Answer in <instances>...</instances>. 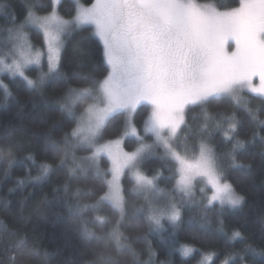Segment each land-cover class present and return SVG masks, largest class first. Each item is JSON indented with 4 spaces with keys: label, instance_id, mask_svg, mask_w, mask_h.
I'll return each instance as SVG.
<instances>
[{
    "label": "snow or ice",
    "instance_id": "obj_1",
    "mask_svg": "<svg viewBox=\"0 0 264 264\" xmlns=\"http://www.w3.org/2000/svg\"><path fill=\"white\" fill-rule=\"evenodd\" d=\"M60 6L61 0H49L46 8L27 7L23 19L14 13L8 17L9 24L4 30L11 47L4 59H0V74L8 75L10 79L21 77L32 89L44 87L46 83L64 87L58 111L67 121L75 120L76 124L60 141L59 166L64 165L67 156L64 149L70 142L69 137L78 139V144L73 147V158L79 145H86L88 151L76 161L75 167L68 168V176L76 177L79 184L98 183L99 191L91 203L81 202V187H77L71 197L67 185L63 190L53 188L52 193L55 200L63 191L65 198L61 202L77 217L105 203L114 210L116 220L110 226L106 218L96 216L104 226L107 225L106 237L111 241V247L105 244L107 256L97 253L98 264H121L119 257L125 252L135 254L131 245L139 238L125 235V232L142 226H147L150 232L170 231V236L163 239L175 247V233L183 223L181 207L174 199L167 202L156 199L162 192L158 181L163 172L148 175L140 170V160L152 148L151 144L142 143L134 152H127L120 148L118 140L97 142L109 118L121 112L128 113L129 130L124 135L131 134L139 139L133 121L142 103L151 106V115L144 121L145 134H152L178 163L174 190L189 197L194 191V181L200 178L211 190L204 202L205 208L243 206L245 197L238 195L225 177L214 140L219 136L229 143L233 169L251 168V164L238 162L237 153L243 152L255 140L241 138L244 129L235 110L214 116L206 109L225 98L238 107L246 92L264 100V0H238L235 7L201 4L197 0H94L91 6L77 4L67 16L61 13ZM84 26L90 27L85 29ZM32 28L42 30V45L47 51V71L39 81L28 78L25 73L30 65H41L44 55L42 50H34L29 43L28 32ZM77 30L90 31L102 45L101 62L106 67L99 78L91 63L74 64L70 77L62 72V37ZM90 42V37L83 38L84 44ZM81 55L90 61V52ZM86 66L89 71L83 74ZM73 83L77 86H72ZM0 87L6 96L10 95L9 85L2 80ZM86 99L93 101L87 108L90 113L87 121L75 113L79 102ZM197 107L205 110V119L212 120V128L208 130L209 125H203L202 129L208 130L207 137L198 140L195 161L187 162L171 150L169 141L182 126L188 125L189 108ZM248 111L256 119V114ZM261 125L264 126V121ZM165 129L168 130L167 137L162 135ZM257 136L262 141L260 156L264 167V135L253 133V137ZM19 147L14 133L0 136V152L14 153ZM103 156L110 162L108 169L101 166ZM130 166L133 167V186L130 193H125L122 180ZM41 171L47 174L50 166L42 165ZM132 194L143 195L146 203L129 212L127 196ZM51 202L44 197L37 210ZM164 222L169 225L168 229ZM233 235L240 233L236 231ZM80 237L85 241L101 239L86 224L80 227ZM5 250L11 253V264H15L17 254L21 257L30 254L25 251L23 237ZM178 250L187 256L192 249L180 245ZM247 251L255 255V249ZM44 255L49 254L45 252ZM240 262L246 264V258L240 256ZM0 264L5 261L0 259ZM84 264L93 262L85 261Z\"/></svg>",
    "mask_w": 264,
    "mask_h": 264
},
{
    "label": "trees",
    "instance_id": "obj_2",
    "mask_svg": "<svg viewBox=\"0 0 264 264\" xmlns=\"http://www.w3.org/2000/svg\"><path fill=\"white\" fill-rule=\"evenodd\" d=\"M86 4L93 0H83ZM201 3H218L222 7H235L238 0H197ZM74 0H62L60 11L67 16L76 6ZM0 39L6 38L4 30L11 14L23 19L27 7L49 6V0H0ZM90 26H84L88 29ZM31 42L34 46H42V32L35 28L29 31ZM90 37V43L84 44L83 38ZM64 47L61 50L63 57L62 72L68 77L74 71V64L91 63L97 72V78L103 75L104 65L101 62L102 45L98 38L92 36L90 31L69 32L62 38ZM3 46L0 45V48ZM90 52V61L82 53ZM1 53V52H0ZM47 71V62L40 66H31L25 73L28 78L39 81ZM86 66L83 74H87ZM0 80L9 85L10 95L6 96L3 87H0V136L6 133H14L19 142V150L12 152H0V259L5 264H11L10 251H6L9 245L14 246L23 237L25 251L30 254L21 257L16 255L15 264H84L92 261L98 264L97 253L105 251V244L111 247V241L107 240L106 227L96 216L106 218L111 222L116 220V214L106 203L95 209L87 210L82 216L70 213L66 204L61 201L65 198L63 191L54 200L52 189L59 187L63 190L67 185L68 196L81 187L82 201L91 203L95 193L99 191V185L95 182L79 184L76 177L68 176V168L75 167L76 161L87 154V146L79 145V150L73 158V147L78 144V139L65 146L67 156L63 166H59L62 140L65 133L71 132L76 121H67L58 111L59 100L63 95L64 87L46 83L44 87L32 89L27 86L21 77L10 79L8 75L0 74ZM72 86H77L73 83ZM90 99L79 102L75 109L77 117H83L84 111ZM246 106V107H245ZM235 110L242 121V139H253L243 152H238V162L243 165L251 164V168L242 167L233 169L230 158V145L215 137L217 153L220 157V165L224 175L238 195L245 197V203L239 208H220L219 206L205 208L204 202L211 195V190L204 181L198 180L194 191L189 197L175 191L176 168L178 163L171 158V153L162 144L155 143L154 138L145 134L144 121L151 115V106L142 104L134 115V125L143 139L124 136L127 131V113L121 112L110 117L106 122L99 142H108L122 139L123 146L129 152H133L142 143L153 145V151L146 152L141 159V171L148 175H154L162 171L163 176L159 183L162 190L156 199L161 202L175 200L180 205L183 223L176 230V245L171 247L165 239L170 236V231L150 232L147 226H142L125 235L139 238L131 245L135 254L125 252L119 257L121 264H241L240 256L246 258V264H264V167L261 166L259 137H253V133L260 132L264 135V100L251 93H244L241 104L234 107L231 100H224L208 106L206 111L214 116ZM256 114L253 119L249 114ZM205 110L189 108L187 114L188 125L182 126L179 134L171 142L172 150L186 159H195L198 153V140L207 137L208 130L212 128V120H206ZM209 125L204 130L203 125ZM123 135V136H122ZM57 147V148H54ZM54 148V149H53ZM167 153V155H166ZM87 164V161H83ZM50 166L47 174L42 173V165ZM101 166L110 168V162L106 156L101 157ZM132 171L127 169L124 173L122 186L125 193H130L133 186ZM91 175V171L89 172ZM76 176H79V169ZM110 178V177H109ZM203 189V191H201ZM92 192V196L86 193ZM154 195V194H152ZM47 197L51 203L43 204L39 210L37 205ZM128 209L140 207L146 201L143 195H128ZM74 203L75 201H70ZM27 220V223L23 221ZM86 224L88 228L101 239L90 241L82 240L80 227ZM164 227L169 225L164 222ZM238 231L239 236L233 233ZM16 233L13 236V233ZM180 245H187L192 250L184 256L178 249ZM255 249V255L247 249ZM49 255L46 257L44 253Z\"/></svg>",
    "mask_w": 264,
    "mask_h": 264
},
{
    "label": "rangeland",
    "instance_id": "obj_3",
    "mask_svg": "<svg viewBox=\"0 0 264 264\" xmlns=\"http://www.w3.org/2000/svg\"><path fill=\"white\" fill-rule=\"evenodd\" d=\"M62 1V0H61ZM75 2H76V4H79V5H83V6H91V3H94V0L92 1V2H90V3H88V4H86L83 0H74ZM198 2V1H197ZM198 3H201V2H198ZM201 4H203V3H201ZM41 32H42V30H40ZM28 36H29V43L32 45V47H33V49L34 50H42L43 51V53H44V55H43V57H42V62H47V59H46V57H47V51H46V47H44L43 45L42 46H34L33 44H32V42H31V39H30V35H29V32H28ZM63 38V37H62ZM0 45L1 46H3L2 48H0V59H4V54L5 53H7V50H8V48H10L11 47V42H10V39H9V36H8V34L6 35V38L4 39V40H1L0 39ZM10 62V61H9ZM31 66H37V65H30V66H28L26 69H25V71L29 68V67H31ZM38 66H40V65H38ZM258 83V82H257ZM247 93V92H246ZM251 94H253V93H251ZM253 95H256V94H253ZM101 103H102V101H101ZM142 104H147V103H142ZM141 104V105H142ZM140 105V106H141ZM140 106H138V108L140 107ZM88 108V107H87ZM87 108H86V110L84 111V114H83V119L85 120V121H87L88 119H89V116H90V113L87 111ZM127 113V112H126ZM127 115H128V113H127ZM182 128V127H181ZM129 130V124H128V128H127V131ZM181 130V129H180ZM180 130H179V132H180ZM179 132L177 133V135L179 134ZM149 135H151L153 138H154V140H155V143H157V144H162V143H159V142H157L156 141V139H155V137L152 135V134H149ZM162 135H164L165 137H167L168 136V130L167 129H165L164 131H163V133H162ZM176 135V136H177ZM123 136V135H122ZM125 136V135H124ZM122 137V139L120 138V139H118V141H120V148L123 150V151H127V152H129L128 150H126L125 148H124V146H123V143H122V141L124 140V138L126 137ZM127 136H129V137H131V136H133V135H131V134H129V135H127ZM138 136L140 137L139 139L141 140V139H143V137H142V135L139 133V131H138ZM176 136H175V138H176ZM134 137V136H133ZM135 137H137V136H135ZM174 138V139H175ZM174 139H171L170 141H169V144H170V147H171V150H172V146H171V142L174 140ZM112 141H115V140H112ZM146 144H148V143H146ZM152 147H153V145H152ZM137 149V148H136ZM135 149V150H136ZM152 149V148H151ZM134 150V151H135ZM133 151V152H134ZM150 151H153V150H149V152ZM175 151V150H174ZM176 152V151H175ZM177 153V152H176ZM178 154V153H177ZM143 156H145V155H143ZM143 156H142V158H143ZM183 160H185V161H187V162H194L195 161V159H191V160H189V159H186V158H183L182 156H180ZM141 158V159H142ZM141 161V160H140ZM140 165H141V162H140ZM128 169H130L131 171H133V167L132 166H130ZM127 170V169H126ZM125 170V171H126ZM140 170H141V166H140ZM198 180H201L200 178H197L195 181H194V187H195V184H196V182L198 181ZM204 183H205V185L208 187V188H210V186L209 185H207V182L206 181H204Z\"/></svg>",
    "mask_w": 264,
    "mask_h": 264
}]
</instances>
